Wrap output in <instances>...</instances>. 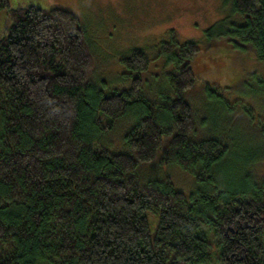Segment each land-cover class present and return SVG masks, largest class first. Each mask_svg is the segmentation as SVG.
<instances>
[{
  "label": "trees",
  "instance_id": "16d2710c",
  "mask_svg": "<svg viewBox=\"0 0 264 264\" xmlns=\"http://www.w3.org/2000/svg\"><path fill=\"white\" fill-rule=\"evenodd\" d=\"M229 2L245 23L228 42L264 62V0ZM1 9L11 25L0 39V264H264V177L255 184L231 174L251 151L234 157L222 188L185 195L169 178H141L159 159L209 184L229 152L195 138L193 110L180 97L194 83V44L172 40L160 50L176 71L168 85L177 99L146 95L141 51L121 59L127 90L96 94L74 14L9 9L7 0ZM131 118L114 152L108 136ZM259 130L264 143V120Z\"/></svg>",
  "mask_w": 264,
  "mask_h": 264
},
{
  "label": "rangeland",
  "instance_id": "374dc122",
  "mask_svg": "<svg viewBox=\"0 0 264 264\" xmlns=\"http://www.w3.org/2000/svg\"><path fill=\"white\" fill-rule=\"evenodd\" d=\"M9 9L35 7L44 11L62 9L74 14L83 29L86 44L93 55L92 89L104 87L102 94L127 90L131 76L121 64L134 51L149 60L147 76L151 85L145 89L150 100L162 102L168 96L178 98L168 85L173 71L162 46L172 43L194 44L197 55L190 61L194 77L191 89L180 95L191 106L196 123L197 140L216 139L229 148L227 156L212 173L211 183H199L196 176L177 166L166 167L158 161L142 170L143 181L169 178L174 188L185 195L196 191L222 188L228 168L238 152L248 150L247 160H236L231 174H242L255 184L264 177V143L260 126L264 120V62L251 51H242L228 42L234 28L245 18L233 13L229 0H7ZM11 25L7 10H0V39ZM100 91V92H101ZM171 94V95H170ZM91 98L92 95H90ZM88 102V101H87ZM131 113V112H130ZM121 121L111 136L112 150L121 152L123 136L132 127ZM171 136L164 137L168 148ZM106 142V140H105ZM107 144V143H106ZM111 149V146H109ZM233 169H236L233 171ZM150 213V231L156 218Z\"/></svg>",
  "mask_w": 264,
  "mask_h": 264
}]
</instances>
